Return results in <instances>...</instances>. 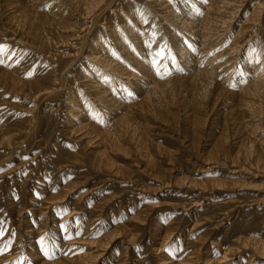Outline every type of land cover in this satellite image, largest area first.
Returning a JSON list of instances; mask_svg holds the SVG:
<instances>
[{"label": "bare ground", "instance_id": "1", "mask_svg": "<svg viewBox=\"0 0 264 264\" xmlns=\"http://www.w3.org/2000/svg\"><path fill=\"white\" fill-rule=\"evenodd\" d=\"M0 38V103L6 91L32 103L25 118L11 123L0 110V167L15 163L1 170L0 182L7 180L8 202L22 216L28 199L25 185L34 176L27 172L19 186L13 185L25 165L45 184L37 190L44 188L47 195L39 207L30 209L37 215L36 224L28 221L23 239L18 242L14 237L9 252L4 250L11 229L3 228L6 218L2 226L0 222V264L21 260L25 264L24 255L18 259L21 245L35 264H100L103 259V264H153L157 260L161 264H264V208L243 216L247 218L244 232L236 233L231 223L220 241L212 236L218 223L234 213L241 215L249 201L243 188L251 186L236 177L229 163H237L239 157L246 160L245 151L253 150L260 163L253 164L264 177V0H3ZM69 41H74L72 47L78 46L77 55L86 53L71 76L65 74L76 60L59 65V58L67 55L60 48ZM21 51L30 53L26 64L18 57ZM92 61L97 66L87 68L85 63ZM206 94L212 99L209 108L201 101ZM61 95H67L62 112L73 117L66 115L60 125L61 114L50 113L55 116L51 125L50 111L41 110L42 105L52 108ZM156 122L163 132L166 128L175 132L173 140L199 172L204 167L197 162L214 164H207L209 168L200 175L205 176L194 179L185 172L178 177L183 168L177 164L180 148L153 145ZM59 128V137L54 135L57 141L50 144L48 137ZM257 132L261 137H254ZM60 138L80 142L79 151L68 150L70 142L60 145ZM126 145L133 146L135 157L122 163L116 159L128 155ZM31 148L42 153L23 159ZM35 159L39 163L30 162ZM51 165L60 169L48 168ZM82 165L93 170L97 181L68 202L64 200L67 195L81 185L76 175ZM41 167L43 173L35 170ZM47 168L55 170L62 183L56 194ZM140 177H149L160 186L148 193L151 190L141 184ZM118 183L126 188L96 197ZM168 193L195 195L207 202L208 211L195 217L190 226L183 213L177 217L171 201L161 198ZM258 201L264 203V196L254 202ZM188 202L192 206L194 201ZM56 203L61 205L53 206ZM50 207L55 215L65 211L55 221L51 236H45L48 216L43 211ZM16 217L20 223L24 216ZM102 224H109L110 229L100 234ZM258 224L262 230L246 229ZM203 225L208 226L205 234L192 239L195 229ZM67 233L74 238L65 237ZM151 235L152 243L146 242L148 250L140 256L134 245ZM59 238L62 253L48 259L46 251L56 252ZM79 245L84 250L74 252ZM178 249L179 255L174 252Z\"/></svg>", "mask_w": 264, "mask_h": 264}, {"label": "rangeland", "instance_id": "2", "mask_svg": "<svg viewBox=\"0 0 264 264\" xmlns=\"http://www.w3.org/2000/svg\"><path fill=\"white\" fill-rule=\"evenodd\" d=\"M5 1V3H6V0H4ZM0 3H3V0H0ZM8 12H9V10H8ZM242 15H243V13H241L240 14V16H238L235 20H236V22L237 23H239L240 21H241V19H242ZM106 17V16H105ZM103 21V20H102ZM237 25V24H236ZM5 35L6 34H4V38L3 39H5V40H7L8 39V37H5ZM0 39H2V38H0ZM72 40V39H71ZM0 42H2V40L0 41ZM109 42V41H108ZM69 43V44H68ZM67 44H64L63 45V47H61L60 48V51H63V53L64 54H67V55H65V57H62V58H59L60 60H61V63H59V65L61 64V65H64V64H62V62H64V61H68V60H70V59H74V61L76 60V62H72L70 65H72L71 67H70V69L71 70H68V72H67V74H65V75H67V76H71L72 74H70L71 72L70 71H72V70H74L76 67H77V65L79 64L80 65V61L83 59V58H85V56H86V53H84V55H83V53H79L78 55L76 54V52L74 51V49L76 50L77 48H78V46H71L73 43H74V41H69ZM17 44V43H16ZM75 47V48H74ZM73 48V49H72ZM26 53V52H25ZM23 53L22 54V51L20 52V53H18V57H19V59H21L22 61H21V63H23V64H26V62H28V59H29V54L30 53ZM72 54H74V55H72ZM27 55V56H26ZM81 55V56H80ZM39 56V55H38ZM82 57V58H81ZM23 58V59H22ZM25 58V59H24ZM75 58H78V59H75ZM59 59H57V60H59ZM86 59H88L87 61H89V58H87L86 57ZM30 60V59H29ZM47 61V60H46ZM45 60L43 61V62H46ZM79 61V62H78ZM57 62V61H56ZM60 62V61H59ZM73 63H74V65H73ZM36 64V65H35ZM34 65H32L31 67H36L37 65H38V63H35ZM55 65H56V63H54ZM69 65V66H70ZM78 65V66H79ZM85 66L88 68V66L90 67H92V66H97V62L96 61H92V62H89V64L88 65H86V63H85ZM22 67H24V65L22 66ZM46 68V67H45ZM43 66H42V69L44 70L45 69ZM73 72V71H72ZM70 74V75H69ZM72 77H74V76H72ZM7 92V91H6ZM6 92H3L4 93V95H2V102L0 103L1 104V108H0V110H2L3 111V114L5 115V118H6V120H8L10 123L11 122H13V121H15V120H17V119H23V118H25V115L27 114L26 112L28 111V109H30V107H31V102L28 100H25V99H22L21 98V95H14V96H12L11 95V93H12V91L10 92V93H8V94H5ZM9 92V91H8ZM205 95V94H204ZM207 95V94H206ZM203 99H201V101L203 102V100H204V104L205 105H207V107L209 108L210 106H211V103H212V99L210 98V96L208 97V95H207V97L206 96H204L203 97V95L201 96ZM205 97H206V99H205ZM67 99V95H61L60 96V99H58V102L57 101H55L54 103H53V107L51 108H48L47 107V109L44 107V105H42V109L41 110H43V109H45L46 110V113H47V111L49 112L48 113V117H49V122H50V124L52 125L53 124V122H54V119H55V116H56V114H59L60 116H58V119L60 120V121H58L59 123H60V125H62V121L64 122V117L66 116V115H70V117H73V114L71 115V114H68V113H66V112H62V110H61V108L62 109H64V107H63V104L65 103V100ZM208 100V101H207ZM210 100V101H209ZM60 101V102H59ZM67 101V100H66ZM207 103H206V102ZM64 102V103H63ZM209 102V103H208ZM221 102V101H220ZM59 103V104H58ZM20 105H23L24 107H21ZM62 106V107H60V109H58V111H56V109L55 108H57V106ZM221 107V105L220 106H217L214 110H215V112H217V109L218 108H220ZM51 109V110H50ZM26 110V111H25ZM76 110H79V109H76ZM54 111H55V113H54ZM7 114H6V113ZM50 113H53V115H55V116H53L52 114H50ZM9 114V115H8ZM51 115V116H50ZM54 117V118H53ZM60 117V118H59ZM69 117V116H68ZM214 117V116H213ZM72 119H74L75 120V118H72ZM59 123H57L58 125H59ZM157 124H155L156 126H155V128L154 129H152V131H153V136H152V143H153V145H155L156 143L158 144V143H163V144H167L168 146H176V147H178L179 146V144H178V142L177 141H175V140H173L176 136V134H175V132H171V131H169V129H167L166 128V131L165 132H163L162 130L163 129H160V128H163V127H159L160 126V124L158 123V122H156ZM163 126V125H162ZM59 131L58 132H55V130L52 132L53 134H51L48 138H49V142H50V144L51 143H53V142H56L57 141V137H59V135H60V130H62V128H59L58 129ZM164 130H165V128H164ZM167 134V135H166ZM261 134V132H257V133H254V137H261V136H259ZM264 133H262L261 135H263ZM54 135H58L57 137L56 136H54ZM157 135H160L161 137H159V136H157ZM63 136V135H62ZM156 137V138H155ZM159 139H158V138ZM52 138V139H51ZM153 138H154V140H153ZM156 140V141H155ZM48 142V143H49ZM64 142L66 143V144H68L69 142L71 143L70 145H69V147H67V149L68 150H71V151H73V152H77V151H79V149H78V147H77V145L78 146H80L81 145V143L80 142H76V141H74L73 140V138H71V139H67V140H64L63 138H60V142H59V144L60 145H64ZM165 142V143H164ZM63 143V144H62ZM79 143H80V145H79ZM151 143V144H152ZM175 144V145H174ZM72 145H74V146H72ZM128 145V144H127ZM125 146L126 147V150L125 151H127L128 152V155H126L125 157H124V159L122 158H119V159H116V160H118V161H121L122 163H129V161H131V160H133V158L135 157V150H134V148H133V146H131V145H129V146ZM49 146V145H48ZM127 147H128V149H127ZM179 150H177L176 151V154H177V156H178V160H179V162L177 161V164H179V165H182V166H180V168H182V172H180L179 174H178V177H180V176H182L185 172H188L189 174L188 175H190L191 177H192V175H193V177L192 178H194V179H199V178H201L202 176H205V175H202V176H200L201 174H204V170L205 169H207V168H209V165H214V164H209V163H206V164H202L201 162L199 163V162H197V164L198 165H200V167H204V169H202L203 171L202 172H199V170L201 171V169H199V168H195L194 167V165L192 164V162L190 163V162H188L187 160H188V158H187V153H185L184 151H183V148L182 147H180L179 146ZM131 149V150H130ZM46 150V149H45ZM41 150H37V148H31V149H29L28 150V153H25L22 157H23V159H26V158H28V157H30L31 155H34V154H37V153H42V151L40 152ZM130 151V152H129ZM153 151H154V149H153ZM182 151V152H181ZM155 152V151H154ZM178 152V153H177ZM180 152V153H179ZM234 152V151H233ZM248 152V153H247ZM156 153V152H155ZM241 153H242V151H241ZM245 153H246V160H244L243 158H240L239 157V159H236L235 160V162H237V163H235L234 164V161L232 160V163H229V166H230V168L229 169H231L233 172H234V174L236 175V177H239V178H241V179H245V181H247V185H250L251 187H248V188H243V190L245 191V192H247L248 194H249V201H248V203L247 204H245V206H243V210L244 211H242V213H241V215H236V213H234L233 215H231V217L230 218H228V219H226L225 221H223V222H220V223H218V224H220L219 225V227L216 229V232L212 235L213 237H214V239L216 238V241H220L222 238H223V235L222 234H224V232H225V228L228 226V225H230L231 223H233V225L235 226V232L237 233V232H244V224L246 223V221H244L245 219H247L246 217L244 218V220H243V216H247V214L251 211V210H253V215H255V214H257L256 212V210L257 209H259V210H261V209H263L264 208V203H262V202H260V201H258L259 203H255L254 201H256V199L258 200V199H261L263 196H264V177H263V175H261L262 173H260V172H258V168L256 167V165L257 164H260V163H257V161L255 160L256 158H254L255 157V153H254V151L252 150V151H245ZM245 153H243L244 155H245ZM250 153V154H249ZM252 153V154H251ZM182 154V155H181ZM42 156V155H41ZM50 156H53V155H50ZM49 156V154H46V157L48 158V157H50ZM180 156V157H179ZM250 156V157H249ZM132 158V159H131ZM252 158V159H251ZM243 161H242V160ZM249 159V160H248ZM240 160V161H239ZM247 161V162H246ZM14 161H9V162H7V163H5L2 167H0V172H2L3 170H5L6 168H9L10 166H12L13 164L15 165V163H13ZM31 163H35V164H37V163H39L38 162V159H35L34 161H30ZM48 161H46V163H47ZM231 162V161H230ZM240 162V163H239ZM257 163V164H253V163ZM249 163V164H248ZM250 163H252V165L250 164ZM69 164V163H68ZM207 164H209V165H207ZM237 164V165H236ZM240 164V165H239ZM216 165V164H215ZM233 165V166H232ZM243 165V166H242ZM27 166L28 165H25L20 171H21V174L17 177V178H19L17 181V184L15 183L13 186H15V185H17V186H19L20 185V183H21V181L24 179V176L27 174V172H30V173H32V177L33 178H31V179H29L28 180V183L25 185L26 187V194H25V196L28 198V199H26V201H25V203L27 202V204H25V208L23 209L24 210V212H23V210L21 211L22 213H20V214H23V216L22 215H19L17 212H16V210H15V212H13L14 211V208H16L17 206H14L13 208H11V204H9V195L7 194L8 192L6 191L7 190V188L8 187H10L9 186V184H7V180L5 181H3V183L2 182H0V222H1V226H2V224H3V222L5 221V218H6V221L4 222V225H3V228H5V229H8V227H10V232H9V235H8V244L6 245V248H5V250H4V252H9V251H11V245L13 244V241H15V240H13L14 239V237H16L17 236V238H18V242L20 241V240H22L23 239V235H25L26 233H25V230L27 229L26 227L27 226H29L28 224V221L30 220V221H34L32 224H36V221H37V215L35 216V215H33V213L35 212V211H33V210H30L33 206H35V207H39L40 205V202L43 200V201H45V198L47 197V195H45V193H43V192H45V189L44 188H42V189H40L39 191L37 190L38 189V187H41V186H43V185H45V184H41V181L39 180V177H37L36 176V174H35V171H34V173L32 172V171H28L26 168H27ZM36 166H40V165H36ZM57 165H55L54 167L57 169H60L58 166L56 167ZM71 165H68V167H67V169L70 167ZM81 166V165H80ZM245 166V167H244ZM249 166V167H248ZM258 166V165H257ZM6 167V168H5ZM51 167L52 168H54L53 167V165H51V166H49L48 168H50L51 169ZM77 167V166H76ZM239 167H241L240 169H239ZM249 169H248V168ZM5 168V169H4ZM46 169L45 170V173H46V175H49V173H50V175L52 176L51 177V179L53 180L54 179V184H55V186H54V188H53V193H57L58 191H59V189H60V187H61V184L62 183H60V181H59V177L56 175L55 176V174H56V171H58V169L55 171H53V170H49V169ZM54 168V169H55ZM71 168V167H70ZM73 168V167H72ZM89 167L87 166H84V165H82V168L77 172L78 173V175H76L77 177L76 178H79V182H81V185H78V186H76V188L75 189H73L67 196L68 197H66L64 200H66V201H68V202H72V201H74L79 195H81L82 193H84V192H86L87 190H89V188L91 187V184H93V183H95L96 181H97V179L95 178L96 176L93 174V170H89L88 169ZM236 168V169H235ZM245 168V169H244ZM250 168H253V169H250ZM24 169V170H23ZM191 169V170H190ZM239 169V170H238ZM2 170V171H1ZM37 172H40V171H42V173H43V169H42V167L39 169V168H36L35 169ZM175 170V169H174ZM198 170V171H197ZM242 170V171H241ZM51 171H53V173L51 172ZM85 171V172H84ZM192 171V172H191ZM244 171V172H243ZM23 172V173H22ZM36 172V173H37ZM80 172H84L83 174L82 173H80ZM171 172H173V174H175L176 173V171H173V169H172V171ZM208 172L209 171H206V174H208ZM34 174V175H33ZM90 174V175H89ZM240 174V175H239ZM171 175H172V173H171ZM95 176V177H94ZM36 177V178H35ZM87 177V180L85 179ZM93 178H95V179H93ZM35 179V180H34ZM140 179V181H141V184L142 185H147L149 188H150V190L151 191H148V193H152V191H154L155 189L154 188H156V187H158V186H160V183H158V182H155L153 179H151V178H149V177H140L139 178ZM169 180H171L172 179V177L171 178H168ZM3 180V179H2ZM5 182H6V184H5ZM35 182V183H34ZM78 182V183H79ZM82 182H84L83 184H82ZM118 182V181H117ZM121 182V181H120ZM80 184V183H79ZM120 183H118L117 185H111L110 187H108L107 189H105V190H103L101 193H99L98 195H96V197L97 196H99V197H103V195L104 194H109V193H112V192H118V191H120V189L122 188H126L124 185H122V184H120ZM39 185V186H38ZM126 185H128V184H126ZM3 186V187H2ZM16 186V187H17ZM129 187H131V185H128ZM169 186H171V184L169 185ZM168 186V187H169ZM7 187V188H6ZM16 187H14V188H16ZM45 187V186H44ZM129 187H127V188H129ZM247 187V186H246ZM13 188V187H12ZM3 189H4V191H3ZM121 189V190H122ZM242 190V191H243ZM42 191V192H41ZM39 192V193H38ZM162 191H159V193H161ZM158 193V192H157ZM18 195V194H17ZM168 195V196H167ZM182 195V196H181ZM188 195H183V194H180V195H175V194H171V193H168V194H166L165 196H161V198H163L164 200H166V201H171L170 203H173V209L175 208V210H176V212H177V217L178 216H180L182 213L185 215L184 216V218H188V224H190V226H191V224H193V222H194V219H195V217H196V219L197 218H200L201 216H204L203 214H206V211H208V210H206V206H207V202L205 201V200H198V198L197 199H195V195L193 196V195H191V196H188ZM6 197V198H5ZM96 197H93V198H91V200H90V203L91 204H94V200H95V198ZM131 196H129L127 199L128 200H126V201H129V198H130ZM247 197V196H246ZM259 197V198H258ZM8 198V199H7ZM19 199V198H18ZM36 199V200H35ZM6 201V202H4V201ZM15 200L17 201V197L15 198ZM35 200V201H34ZM59 200V202H63L62 200L60 201V199H58ZM194 201L193 202V205L191 206V205H189L188 203V201ZM254 200V201H253ZM159 201V200H158ZM18 202H20V201H18ZM58 202V201H57ZM58 202V203H59ZM65 202V201H64ZM179 204H178V203ZM37 203H38V205H37ZM58 203H56V204H54L53 206H56V207H59V205H61V203L60 204H58ZM187 203V204H186ZM7 204V205H6ZM8 204H9V207H8ZM17 204H19V203H17ZM16 204V205H17ZM47 205V204H46ZM176 205H177V208H176ZM178 205H179V207H178ZM7 206V207H6ZM9 208V209H8ZM29 209V210H28ZM184 209V210H183ZM10 210V211H9ZM48 210V211H47ZM47 210H46V212H45V210L43 211L44 212V215H47L48 216V220H47V229H46V231L44 232L45 233V236H51V234H52V232H53V230H54V227H53V225H54V223H55V221L56 220H60V217L63 215V213H64V211L65 210H61V212L59 213V215H55V214H53L54 213V211H53V209L50 207V208H47ZM52 210V211H51ZM255 210V211H254ZM12 212V213H11ZM188 212V213H187ZM48 213V214H47ZM14 214H16L15 216H14ZM10 215V216H9ZM50 215V216H49ZM54 215V216H53ZM16 216H21V217H23V218H21V221H20V223L18 222L17 223V221L20 219V218H18V217H16ZM26 216V217H25ZM28 216V217H27ZM41 216H43V215H41ZM51 216H53V217H51ZM2 217V218H1ZM9 217V218H8ZM11 217V218H10ZM14 217V218H13ZM28 218V219H27ZM9 219V220H8ZM12 219V220H11ZM23 219V220H22ZM27 219V220H26ZM127 219V218H126ZM126 219H124V221L126 220ZM11 220V221H10ZM220 219H217V221H219ZM9 221V222H8ZM13 221V222H12ZM24 221V222H23ZM11 222V223H10ZM11 225H10V224ZM15 224V225H14ZM17 224V225H16ZM19 224V225H18ZM98 224H101V222H99ZM207 224H209V222H207ZM1 226H0V229H1ZM22 226V227H21ZM108 226V227H107ZM251 226H253V227H246V229H250V230H252V231H255V230H262L263 229V225H261V224H258L257 226H254V225H251ZM19 227V228H18ZM17 228V229H16ZM81 228H83V226L82 227H80V231L82 230ZM107 229V230H109L110 228H109V224H107V225H105V226H103V224L101 225V229H99V232H100V234L102 233V232H104L103 230H105V229ZM21 229V230H20ZM19 230V231H18ZM206 230H208V226H206V225H203V226H200L198 229H195V231H194V233H193V238L192 239H195L196 237H198V236H201V235H203V234H205V231ZM17 231V232H16ZM251 231V232H252ZM17 234H16V233ZM188 232V230L187 229H185L184 228V234H186ZM247 232H250L249 230H247ZM1 233V232H0ZM11 233V234H10ZM19 233H20V235H19ZM51 233V234H50ZM180 233H181V231H180ZM50 234V235H49ZM99 234V235H100ZM244 234V233H243ZM252 234H255V233H252ZM13 235V236H12ZM181 235H183V234H181ZM0 236H1V234H0ZM21 238H20V237ZM65 237H69V238H74V236L72 235V234H69V233H67V235H65ZM1 238V237H0ZM62 238V237H61ZM61 238H59V239H57V243H56V248H58V250L56 251V252H51V251H49V250H47L46 252L47 253H45V255L48 257V259H53V258H55V257H58L59 256V254H61L60 253V251H59V249H60V246H59V242H60V240H61ZM51 240H52V238H49V242H51ZM211 240H212V238L208 241V244L210 245L211 244ZM152 235L151 236H144L139 242H138V244H136V245H134V247L133 248H136V250H140V256L143 254V253H146L147 252V250H146V248H148V245H146V242H148V244L149 243H152ZM182 245L184 244V243H181ZM48 246V248H50V245H47ZM81 246H84L83 244H81ZM80 245L79 246H77V247H75V248H73L72 250H77V251H74V252H76V253H78V252H81V251H83L84 250V247H81ZM222 246H224V244H222ZM79 247V248H78ZM21 250L18 252V259H22L23 258V255H24V259H25V264H35V263H32L31 261H30V258H28L29 257V255H25L24 253H23V250H22V245H21ZM47 248V247H46ZM77 248V249H76ZM141 248V249H140ZM155 248H156V246H155ZM181 249H182V247H181ZM181 249L179 250H177V251H174L177 255H179V253L181 252ZM70 252V251H69ZM52 254V255H51ZM130 254H131V257H133V255H132V250L130 251ZM136 254H139L138 252H136ZM135 254V255H136ZM56 255V256H55ZM66 256V255H65ZM137 256V255H136ZM139 256V257H140ZM205 257V256H204ZM177 257H173V260H175ZM134 260V259H133ZM132 260V263H134L135 261H133ZM103 261H104V259H103ZM100 262V264H103L104 262ZM233 262V261H232ZM261 262H264V260H262ZM19 264H22V260H21V262L19 263ZM153 264H161V261H159V260H157V261H155Z\"/></svg>", "mask_w": 264, "mask_h": 264}]
</instances>
